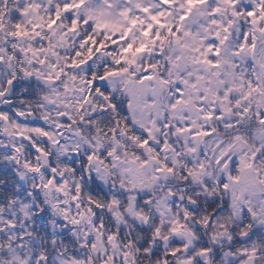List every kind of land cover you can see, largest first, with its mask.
Masks as SVG:
<instances>
[{"label": "snow or ice", "instance_id": "6c2138e0", "mask_svg": "<svg viewBox=\"0 0 264 264\" xmlns=\"http://www.w3.org/2000/svg\"><path fill=\"white\" fill-rule=\"evenodd\" d=\"M0 264H264V0H0Z\"/></svg>", "mask_w": 264, "mask_h": 264}]
</instances>
